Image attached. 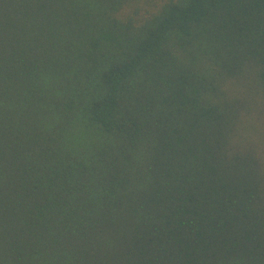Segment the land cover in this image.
<instances>
[{"label": "trees", "instance_id": "obj_1", "mask_svg": "<svg viewBox=\"0 0 264 264\" xmlns=\"http://www.w3.org/2000/svg\"><path fill=\"white\" fill-rule=\"evenodd\" d=\"M0 264H264V0H0Z\"/></svg>", "mask_w": 264, "mask_h": 264}]
</instances>
